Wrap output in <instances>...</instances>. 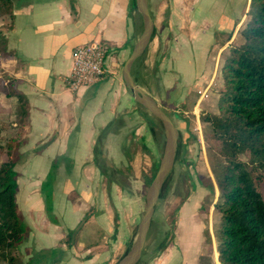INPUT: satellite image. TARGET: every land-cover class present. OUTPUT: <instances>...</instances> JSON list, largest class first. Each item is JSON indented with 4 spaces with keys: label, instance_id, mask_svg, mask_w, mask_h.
<instances>
[{
    "label": "rangeland",
    "instance_id": "1",
    "mask_svg": "<svg viewBox=\"0 0 264 264\" xmlns=\"http://www.w3.org/2000/svg\"><path fill=\"white\" fill-rule=\"evenodd\" d=\"M148 1L154 34L136 62L133 76L136 79L137 75L142 89L170 115L179 130V144L137 264H219L215 237L219 214L214 207L218 189L212 173L218 155L205 140L210 129L202 116L217 112L221 66L230 47L242 42L239 29L247 20L249 0L232 5L225 22L219 21L216 13L198 12L196 5L201 0ZM212 2L213 7L218 3ZM5 16L0 15V19ZM0 26L2 33L9 22ZM141 30L142 18L135 9L131 46L115 48L108 59L116 65L111 90L125 86L124 96L131 103L126 104L124 97L117 99L120 110L100 133L94 163H86L81 174L74 175L79 184L86 178L90 196L85 199L93 200L94 205L86 207L81 197L85 191L76 187L69 190L71 200L85 210L79 214L78 227L66 237L74 244L68 256L81 264H115L130 248L145 211L148 185L144 176L153 174V161L160 160L163 153L165 134L160 122L135 102L122 79L123 64ZM2 40L0 57L4 56ZM84 171L89 174L84 175ZM259 186L264 192V183ZM172 219L173 238L161 249L163 238L170 241L172 236H167ZM37 245L36 239L27 237L18 255L24 262L44 264V256L29 253ZM91 246L94 251H83Z\"/></svg>",
    "mask_w": 264,
    "mask_h": 264
},
{
    "label": "crops",
    "instance_id": "2",
    "mask_svg": "<svg viewBox=\"0 0 264 264\" xmlns=\"http://www.w3.org/2000/svg\"><path fill=\"white\" fill-rule=\"evenodd\" d=\"M130 1L13 0L12 14L0 19V25L9 22L0 32V40H4V56L0 57V146L16 133L19 104L9 93L12 85L28 100V123L13 153L18 173L16 200L27 226L25 239H36L38 244L29 253L44 256V264H81L68 256L74 244L66 237L78 227L82 219L79 214L85 210L71 200L69 190L76 187L85 191L81 197L86 207L94 205L93 200L85 199L90 196L86 192L90 184L86 178L77 183L75 176L86 163H94L100 133L120 110L117 99L124 97L126 104L131 103L124 96L125 86L111 90L116 65L108 61L115 48H126L133 34L135 9ZM217 1L213 7L212 0H201L196 8L200 13H216L219 21L225 22L238 0ZM93 39L109 47L107 73L97 83L71 91L64 78L72 68L73 50ZM58 158L52 220L46 212L42 184ZM5 159L2 150L0 163ZM87 261L90 263L91 258Z\"/></svg>",
    "mask_w": 264,
    "mask_h": 264
},
{
    "label": "trees",
    "instance_id": "3",
    "mask_svg": "<svg viewBox=\"0 0 264 264\" xmlns=\"http://www.w3.org/2000/svg\"><path fill=\"white\" fill-rule=\"evenodd\" d=\"M130 2L132 10L136 9L135 1ZM12 8L13 0H0V15L12 14ZM239 35L242 42L230 47L221 66L217 112L204 114L202 120L210 129L205 140L218 155L212 173L218 189L214 207L219 214L215 229L219 264H264V192L259 186L264 183V0H249L247 20ZM130 41L126 47L131 46ZM9 93L17 98L19 111L16 133L0 146V152L6 153V159L0 163V264H32L18 255L27 226L16 200L18 173L13 154L28 123V100L12 85ZM60 161L58 158L53 163L42 184L46 212L52 220L55 168ZM159 161H153V174L144 176L148 186ZM170 223L167 236H172L170 241L163 238L161 249L173 238L174 219Z\"/></svg>",
    "mask_w": 264,
    "mask_h": 264
},
{
    "label": "water",
    "instance_id": "4",
    "mask_svg": "<svg viewBox=\"0 0 264 264\" xmlns=\"http://www.w3.org/2000/svg\"><path fill=\"white\" fill-rule=\"evenodd\" d=\"M134 1L136 9L142 18V30L123 64L122 78L135 102L160 122L165 134V143L158 169L147 189L145 211L139 223L136 237L127 252L115 264H137L139 262L162 188L176 160L179 140V130L170 115L159 105L152 95L142 89L133 76V67L147 50L153 38L155 28L154 20L149 9V1Z\"/></svg>",
    "mask_w": 264,
    "mask_h": 264
},
{
    "label": "built area",
    "instance_id": "5",
    "mask_svg": "<svg viewBox=\"0 0 264 264\" xmlns=\"http://www.w3.org/2000/svg\"><path fill=\"white\" fill-rule=\"evenodd\" d=\"M108 53L107 43L101 40L93 39L77 45L73 50L71 71L64 78L66 87L75 92L100 81L107 73Z\"/></svg>",
    "mask_w": 264,
    "mask_h": 264
}]
</instances>
